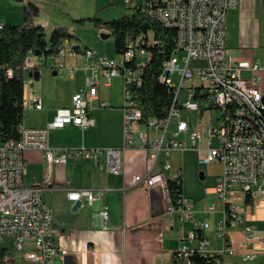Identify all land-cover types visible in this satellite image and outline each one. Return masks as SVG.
Wrapping results in <instances>:
<instances>
[{
	"label": "built area",
	"instance_id": "2783aa9c",
	"mask_svg": "<svg viewBox=\"0 0 264 264\" xmlns=\"http://www.w3.org/2000/svg\"><path fill=\"white\" fill-rule=\"evenodd\" d=\"M142 10L154 17L164 26L177 31L175 53L164 63L161 81L168 86L177 87L174 102L169 114L164 119H153L148 126L140 123L141 110L134 97L132 87L142 84V73L150 61V53L144 47L142 38L130 43L125 54L119 58L97 57L93 49L84 50L87 57H96V61L88 67L100 68L102 75L110 82L115 77L124 80V145L121 148L96 149L81 147L78 149L57 150L48 143L51 129L63 128L72 124L83 130L93 126L95 121L89 110L98 93L94 77L86 78L87 89L75 93L71 107L57 110L52 123L40 128H22L20 141L1 143L0 141V242L11 240L14 248L6 257L11 264H65L69 254L65 246L56 240L52 211L43 200V185L29 186L25 183L27 162L25 152L29 149L40 150L50 167L66 165L72 158L91 160L95 165L106 168L113 174L123 172V155L127 149L140 147L147 152L152 161L148 173L135 174L134 185L146 184L148 189L160 185L169 200L168 211L179 214V221L194 220L195 211L189 199L183 197L180 205L171 202L168 179L162 172L153 173L154 167L163 155L166 157L165 170L170 171L169 160L175 150L195 149L202 153L200 162L209 164L218 162L223 170L219 177L215 193L220 199H227V219L217 223V238L225 244L221 249L213 250L210 240L203 231L210 223H196L189 231V238L197 243V247L183 246L178 250L184 264H192L191 256L199 252L203 256L224 257L235 254L237 249L228 236L229 227H241L245 241L242 248L248 249L247 261H254L259 253L251 249L253 243L264 244V233H258L248 225L245 209L247 201L252 202L264 195V94L257 74L264 69L259 60H240L227 44L228 11L239 6L241 0H145ZM127 3L130 0H126ZM4 26L0 22V28ZM74 57L80 51L66 41L56 61L60 70L68 68L66 63L58 61L67 55ZM137 60L136 66L131 63ZM44 62V57H39ZM193 62L198 64L193 65ZM252 73L251 78L244 77V71ZM71 77L74 68H69ZM177 75L179 83L173 81ZM31 83V81H30ZM182 92L187 100L181 99ZM232 98L249 101V108L233 107ZM37 109L42 108L41 99L37 95L28 102ZM105 106L106 103L102 102ZM219 109L221 113L216 122L207 121L204 129L208 135V143L204 145L205 133L191 129L183 118V110L211 112ZM173 120L177 121L176 129L170 132ZM150 129L155 133L150 138ZM189 133L191 145L180 141L178 137ZM171 136L168 138V135ZM218 136L221 146H212V139ZM139 139V143L137 141ZM177 177H179L177 175ZM176 177V178H177ZM50 181V178L47 177ZM102 189H71L68 198L71 201H86L89 205L102 200ZM216 211V205L207 206V215ZM100 215L105 223L109 219V207L104 204ZM7 248V247H6ZM10 251V249H9ZM16 252L18 253L16 255ZM217 264H225L222 259Z\"/></svg>",
	"mask_w": 264,
	"mask_h": 264
},
{
	"label": "crops",
	"instance_id": "0c3cea01",
	"mask_svg": "<svg viewBox=\"0 0 264 264\" xmlns=\"http://www.w3.org/2000/svg\"><path fill=\"white\" fill-rule=\"evenodd\" d=\"M45 1L0 0V22L19 25L21 21H24L25 6L29 2H35L40 7V14L36 18L37 24L45 26L46 29L61 26V20L67 18L66 14L72 13L71 9L67 8V10L61 11L56 9L58 13L60 11L59 14L42 18ZM47 1L52 2V0ZM61 1L66 2V0ZM77 4H80L78 15H81V18H87L86 15L100 17L99 12L103 5L98 0H78ZM58 17L61 19L57 20ZM227 44L238 59L259 60L264 66V0H241L238 7L228 11ZM97 45L95 43V46ZM70 46H78L80 55L74 57L69 54L58 59V61L66 63L68 68L60 70L56 66L55 60H48L46 66L36 71L39 72V79L31 78L30 72L26 73L23 126L26 128L48 126L53 122L58 109L71 107L73 95L87 89L86 78L92 76L97 82L98 93L92 102L89 115L95 124L84 130L72 124L63 128L51 129L48 143L57 150L81 147L96 149L123 147V105L114 93L104 92V87L111 85L115 78L121 77H115L108 82L100 68L88 67L96 61V57H87L84 50L93 49L95 46L86 45L84 48L80 44H70ZM31 55L35 58L28 59V67L40 66L39 57L36 54ZM109 55L110 53H108ZM69 68L75 69L73 77L69 74ZM257 74L260 77V86L264 94V69ZM243 75L246 78L252 77V73L247 70ZM33 95L40 97L41 109L28 104ZM102 102L106 105L103 106ZM189 112H197L201 120L206 114L205 111ZM184 119L189 122L191 129L204 131V145H207L209 139L204 125L209 120L213 122L212 112L203 125L195 126L190 120ZM176 125L177 121L174 120L170 126V132L176 129ZM148 131L150 138H153L155 133L150 129ZM170 136L171 134L168 135V138ZM179 140L186 142L188 146L191 145L189 133L181 134ZM137 141L139 143V139ZM211 144L213 146V139ZM190 150L192 149L175 150L171 153L169 160L172 168L170 171L165 170L166 157L163 155L157 161L153 173L162 172L168 180L182 175L184 180V157ZM197 152L201 157L202 153ZM25 157L27 162L25 183L29 186L43 185L45 187L43 200L53 214L57 229L56 240L68 249V255H73L77 264H173L175 252L183 246L197 247V243L189 238L188 232L194 228L196 223H204L201 222L200 216L206 214L205 207L207 205H203L202 208L192 201L195 211L194 220L185 219L181 223L179 214L171 216L169 213L170 203L160 185L153 189H148L146 184L134 185L133 175H144L149 172L152 166L150 156L142 148L137 147L125 151L122 161L123 172L118 175L109 172L104 167L95 165L91 160L80 157L70 159L66 165L52 167L40 150L29 149L25 152ZM200 164L204 163L200 162ZM209 164V174L213 180V187L209 193L216 194L215 188L223 167L218 162ZM202 176L204 177V175ZM47 177L50 178V181L47 180ZM71 189H102L104 194L102 200L93 205L84 201L79 202V206L76 207L77 202L68 198ZM183 195L187 198L185 188H183ZM207 198L210 197L207 196ZM187 199L191 201L190 198ZM104 204L109 207L107 223L100 215ZM215 205L214 213L220 211L224 213V209ZM245 215L248 225L263 234L264 195L257 197L246 207ZM208 218L209 216H206V219ZM220 219L215 218L213 223L208 220L210 227L203 231V235L210 240V247L213 250L221 249L225 244L224 240L217 238L216 235L217 223ZM223 219H225V213ZM227 231L237 252L232 255L226 254L222 261L225 264H243L244 261H247L245 254L249 250L242 248L243 242L239 241L245 238L242 228L229 227ZM252 246L251 249L259 253L257 259H260L261 264H264V244L256 242Z\"/></svg>",
	"mask_w": 264,
	"mask_h": 264
},
{
	"label": "trees",
	"instance_id": "16d2710c",
	"mask_svg": "<svg viewBox=\"0 0 264 264\" xmlns=\"http://www.w3.org/2000/svg\"><path fill=\"white\" fill-rule=\"evenodd\" d=\"M40 7L29 2L23 13V25L4 24L0 28V141H20L25 118V76L27 72H36L47 65L48 60L57 59L66 41L78 38L68 27H54L47 35L46 27L37 24L36 18ZM94 22L98 28L105 29L115 40L117 58L125 54L130 43L142 38L141 43L150 53V61L142 73V84L133 86V94L141 110L140 123L148 126L153 119H164L168 116L176 94L175 86H168L160 79L164 63L175 53L177 31L164 26L154 17L136 6L131 15L105 21L98 15L78 19ZM79 50L78 46H73ZM40 53L44 57L40 66L28 67L31 54ZM135 59L131 65L136 66ZM171 202L179 206L184 197V180L182 175L167 181ZM252 203L248 199L247 204ZM9 249L0 246V264H11L6 261ZM222 257L203 256L195 252L191 256L192 264H217ZM173 264H184L179 252L174 254Z\"/></svg>",
	"mask_w": 264,
	"mask_h": 264
},
{
	"label": "rangeland",
	"instance_id": "374dc122",
	"mask_svg": "<svg viewBox=\"0 0 264 264\" xmlns=\"http://www.w3.org/2000/svg\"><path fill=\"white\" fill-rule=\"evenodd\" d=\"M77 1L78 0H68V1L66 0V2H64L61 0H52V2H48L46 0L43 4L44 8L42 10L43 11L42 18H46L50 15L54 16L56 13L59 14L61 10H67V8H70L72 13L66 14L67 18L62 19L60 23L62 24L61 26H67L69 30L78 37L74 41L70 42V44L71 45L80 44L81 47L84 48L86 45H91L94 47L95 43H97L98 45L93 48L98 54L97 57L102 56L107 58H111V57L117 58L114 37L112 35H110L107 38L103 37V34H109L108 31L96 27L94 22L90 20H86L85 23L77 22L78 20L77 18H81L80 17L81 15H78V7L80 6V4H77ZM98 1L103 5L99 12L100 18H102L105 21L121 18L126 15H131L134 12L136 6L144 7L146 4L145 0H131V3H127L126 0H98ZM56 9L60 10L59 13L56 11ZM86 17L88 16L86 15ZM60 19L61 18L58 17L57 20ZM19 25H23V21H21ZM51 30L52 29H50V27L46 29L48 36H50ZM108 53H110V55L112 54V56L111 57L110 55L108 56ZM33 57L35 58V56L32 55L29 56V58H33ZM196 64L198 63L193 62V65ZM172 78L174 83L176 84L179 83V78L177 75H173ZM104 92L114 93L116 95V98L121 102L122 105H124V83L122 77L115 78V80L112 82L111 85L104 87ZM186 97H187L186 93L182 92L181 99L187 100ZM211 112H212L213 122L215 123L217 116L221 113V111H219V109H215L212 110ZM182 114L184 118L190 120L195 126L203 125L209 119L210 116V113L206 112L204 118L201 120L197 112H189V110H183ZM213 146L215 148L221 146V141L218 136H215L213 138ZM199 157H200L199 153L193 149L188 151L184 157L185 159H184L183 173H184V181H185L184 188H185L186 197L190 198L191 202L195 201V205L197 204L202 208L205 205L210 206L217 204L220 206V208L223 209L224 202L220 198H218L217 194L209 193V191L212 190L211 188L213 187V180L209 174L210 164H200ZM202 175H204V177ZM207 196H209L210 198H207ZM206 216H209V218L206 219ZM200 218H201V222H205L209 220L210 223H213V220L215 218L223 219L224 213L220 211V212L212 213L210 215L201 214ZM188 236H189V232H188ZM239 241L244 242L245 238L240 239ZM0 246L7 247L8 249H10L9 252H11L14 248V243L8 239L4 242H0ZM17 254L18 253L16 252V255ZM18 264H21V262L19 261ZM28 264H34V263L30 262ZM243 264H261V260L256 259L254 261H246V262L244 261Z\"/></svg>",
	"mask_w": 264,
	"mask_h": 264
},
{
	"label": "bare ground",
	"instance_id": "6f19581e",
	"mask_svg": "<svg viewBox=\"0 0 264 264\" xmlns=\"http://www.w3.org/2000/svg\"><path fill=\"white\" fill-rule=\"evenodd\" d=\"M176 94H177V87H176ZM232 105L233 107L239 108H249V101H241L240 98H232ZM263 117H264V109H263ZM224 202L223 211L225 213V219H227V199H221Z\"/></svg>",
	"mask_w": 264,
	"mask_h": 264
},
{
	"label": "water",
	"instance_id": "95a60500",
	"mask_svg": "<svg viewBox=\"0 0 264 264\" xmlns=\"http://www.w3.org/2000/svg\"><path fill=\"white\" fill-rule=\"evenodd\" d=\"M109 36H110V34H103V37H104V38H107V37H109ZM36 55L39 56L40 53L38 52V53H36ZM30 77H31V78L34 77L35 79H39V72H31V73H30ZM76 202H77V206H76V207H78V206H79V201H76ZM81 203H82V202H81ZM65 264H77V262L75 261L73 255H67V256L65 257Z\"/></svg>",
	"mask_w": 264,
	"mask_h": 264
}]
</instances>
